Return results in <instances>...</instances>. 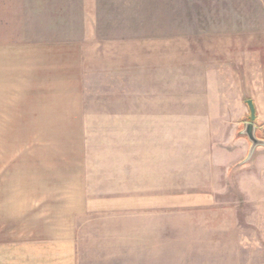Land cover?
<instances>
[{
	"label": "rangeland",
	"instance_id": "rangeland-1",
	"mask_svg": "<svg viewBox=\"0 0 264 264\" xmlns=\"http://www.w3.org/2000/svg\"><path fill=\"white\" fill-rule=\"evenodd\" d=\"M117 5L108 32L122 35L121 60L127 65L122 78L132 80H122L118 88L108 85L116 83L111 79L99 85L97 67L86 65L83 73L90 94L122 90V119L93 120L86 186L96 198L56 199L52 207L49 199L39 201L38 193H29L30 179L54 173L45 165L52 151L46 136L38 134L37 119L0 112V264H238L231 262L230 234L214 229L224 221L215 207L253 209L261 201L242 191L264 190V156L255 157L264 154V146L255 148L249 163L252 156L244 162L247 154L242 155L251 144L242 132L250 120L247 99L255 107V134L264 139V0H122L119 10ZM38 8V0H0V24L11 21L16 31L9 27V32L22 36L18 26L27 21L26 34H33ZM1 40L7 41L0 32ZM138 42L143 51L155 47L148 50L152 56L144 55L154 62V86L123 85L134 82ZM135 110L143 111L142 118ZM119 126L126 146L122 166L113 150H104L118 146ZM135 130L154 139L153 151L136 150ZM238 155L240 161L232 163ZM244 163L249 168L244 174L254 170L257 177L251 188L241 173ZM138 180L144 188H158V195L173 185L174 200L146 199L145 190L143 199L126 198L141 191ZM205 190L216 198L200 196ZM46 211L41 217L47 228L53 218L62 219L61 227L73 226L63 232L74 237L72 257H58L56 252L67 251L59 246H48L47 258L36 255L34 243H46L34 236L46 239L50 232L24 230L22 224Z\"/></svg>",
	"mask_w": 264,
	"mask_h": 264
},
{
	"label": "crops",
	"instance_id": "crops-1",
	"mask_svg": "<svg viewBox=\"0 0 264 264\" xmlns=\"http://www.w3.org/2000/svg\"><path fill=\"white\" fill-rule=\"evenodd\" d=\"M115 1L119 10L122 0H38V6L42 10L38 8L39 21L37 17L32 26L35 32L33 34L30 32L29 35L26 34L29 22L25 20L18 26L22 36L13 34L16 29L14 30L11 21L3 23V26L0 24V32L6 35L7 40L0 41V112H6L8 118L38 120L39 126L36 124L39 128L38 134L46 136L47 150L52 151L45 165L47 168H53L54 173L44 175V180L41 177L39 181L30 179L28 181L30 186H26V189L29 193H38L39 201L43 199L52 201L49 203L52 207L56 205V199L96 198V195H90L94 191L86 186L89 182L87 168L91 167L90 156L93 155L90 138L96 128L93 120L122 119V90L111 95L102 94L101 97L90 94L87 90L90 83L86 82L83 74L86 65L90 68L97 67L98 72L94 74H100L99 85H105L106 81L111 79L116 83L110 82L108 85L118 88H122V80H132L127 76L122 78L121 71L127 68L121 60L122 35L109 36L108 32L111 20L116 19H112L115 14V9L112 10V6L116 4ZM116 17L121 18L122 14L119 13ZM105 26L108 27L107 30ZM9 27L12 28L13 36L9 32ZM137 45L134 47V82H126L123 85L154 86L157 81L153 68L154 62L152 57L147 59L144 55L152 56L153 52L150 54L148 50L153 51L155 47L144 46L147 48L143 51V42L141 44L138 42ZM106 57L109 58V62L105 63ZM98 59L103 62L101 68L94 63ZM104 70H109L111 74ZM135 113L136 118H142L143 111L138 110ZM108 129L107 133H109ZM133 134H135L136 150L143 152L144 149L151 151L155 149L152 137L144 138L143 133L136 130ZM118 139L117 147L110 145L104 150H113L112 155H118V159L121 160L119 165L122 166V157L126 164L124 158L126 154L122 156V149L126 151V146L122 144V126H119ZM245 154L244 151L242 155ZM261 156H264L262 152L255 157L262 159ZM240 157L239 155L234 157L235 162L232 161V163L235 164L236 160L240 161L238 160ZM252 158L253 156L247 163ZM247 163L242 164H246L242 174L249 169ZM254 173V170H249L244 174L247 185L255 184L257 177ZM139 182L138 180V189L142 187V183ZM166 186L161 189L159 195L158 188L153 190L151 185L147 188L143 186L138 192L134 190L133 195L125 197L143 199L141 194L145 190L149 192L146 199L167 198L169 203V200L172 202L175 198L174 194H170L174 187L169 184ZM257 188L260 190H241L246 192L248 198L254 197L255 200L261 201L257 202L253 209L244 210L236 205L221 208V210L215 207L216 212L220 211L223 214L224 221L217 222L214 229L217 232H224L221 235L229 236L230 234L229 253L232 263L264 264V243L258 240L260 236L264 240V190L259 186ZM207 192L210 191L205 190L199 193L200 196L216 198V193L214 195ZM196 196L199 197L198 194ZM222 210L229 212V217L224 216L226 213ZM46 214L47 211L43 214L35 213L32 222L28 219L27 223L22 224L24 230L40 232L45 229L46 232H50V237L46 239L39 235L34 236V238H40L41 243H46L43 245L34 243L38 252L36 255L40 258L46 255L47 258L48 249L46 248L59 246L66 248L67 251L56 252L58 257H63L65 253H69L68 255L72 257L75 254L74 237L63 232L73 230V226L61 227L62 219L59 218L57 222L56 218L55 222L53 218L52 226L47 228L46 222H42L44 218L41 217ZM226 230L231 233L225 232ZM255 232H263V234ZM42 246L45 247L44 250L39 249L43 248ZM239 256L243 259L239 260Z\"/></svg>",
	"mask_w": 264,
	"mask_h": 264
},
{
	"label": "water",
	"instance_id": "water-1",
	"mask_svg": "<svg viewBox=\"0 0 264 264\" xmlns=\"http://www.w3.org/2000/svg\"><path fill=\"white\" fill-rule=\"evenodd\" d=\"M246 104H248L249 107V121H246L244 124V128H243V133L246 134L247 138L249 139L248 141H250V147L248 150V153H246V159H244V162L247 161L248 159H250V157L252 156L255 148L259 145H263L264 146V139L258 138L255 134V125L253 124L252 120L255 119L256 114H255V107H254V103L252 101V99H247L246 100Z\"/></svg>",
	"mask_w": 264,
	"mask_h": 264
}]
</instances>
